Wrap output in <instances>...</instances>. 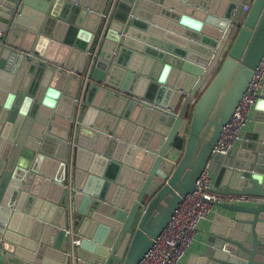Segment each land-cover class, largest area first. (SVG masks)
Instances as JSON below:
<instances>
[{"label": "water", "instance_id": "95a60500", "mask_svg": "<svg viewBox=\"0 0 264 264\" xmlns=\"http://www.w3.org/2000/svg\"><path fill=\"white\" fill-rule=\"evenodd\" d=\"M263 56L264 0H0V264H139L207 168L260 203L193 259L264 264V89L214 154Z\"/></svg>", "mask_w": 264, "mask_h": 264}, {"label": "built area", "instance_id": "2783aa9c", "mask_svg": "<svg viewBox=\"0 0 264 264\" xmlns=\"http://www.w3.org/2000/svg\"><path fill=\"white\" fill-rule=\"evenodd\" d=\"M249 11L248 4L244 7V13L247 14ZM263 89L264 56L236 113L225 126L214 154L226 155L243 141L244 132L252 122L251 114L261 98ZM214 184V174L207 168L198 180L197 190L183 200L166 230L139 264H183L197 240L202 225L210 220L217 206L221 204L253 206L260 203V200L253 196L216 192ZM73 230L71 224L69 234L73 235ZM80 243V238L72 237L71 251L73 252Z\"/></svg>", "mask_w": 264, "mask_h": 264}, {"label": "crops", "instance_id": "0c3cea01", "mask_svg": "<svg viewBox=\"0 0 264 264\" xmlns=\"http://www.w3.org/2000/svg\"><path fill=\"white\" fill-rule=\"evenodd\" d=\"M250 5V9H251V3H249ZM255 112V108L251 114V124L249 126V128L244 132L243 138L245 136V134L249 131L253 130L254 127V122L252 119V116ZM242 143V142H241ZM239 143V145L241 144ZM215 178V177H214ZM227 210L217 206L210 218L209 221H207L206 223H204L199 231V234L197 236V240L195 242V244L193 245V247L189 250L187 258L185 260V262L183 264H197V261L193 259V257H201L205 255V252L207 251V249L212 245V230L213 227L215 225V216L216 215H221V214H226ZM1 225H4V223ZM213 249L215 250L216 247L213 245Z\"/></svg>", "mask_w": 264, "mask_h": 264}]
</instances>
